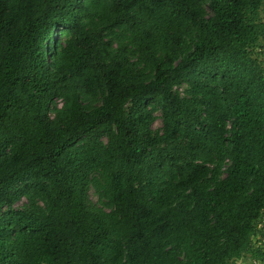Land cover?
<instances>
[{"label": "trees", "instance_id": "1", "mask_svg": "<svg viewBox=\"0 0 264 264\" xmlns=\"http://www.w3.org/2000/svg\"><path fill=\"white\" fill-rule=\"evenodd\" d=\"M263 220L264 0H0V264L264 262Z\"/></svg>", "mask_w": 264, "mask_h": 264}, {"label": "rangeland", "instance_id": "2", "mask_svg": "<svg viewBox=\"0 0 264 264\" xmlns=\"http://www.w3.org/2000/svg\"><path fill=\"white\" fill-rule=\"evenodd\" d=\"M183 88H184V85H182L180 87V92L181 93H182V89ZM156 116H157V119L155 120V122L153 124V128H155V129H157V128H159L161 126V118H160V112L159 111L156 112ZM89 195H90V197L93 200L97 199V197H96V195H95V193H94V191L92 189L89 191ZM19 204H21V203L19 202L18 205ZM237 264H252V259H251V257L249 255H247V256L241 258L240 260H237Z\"/></svg>", "mask_w": 264, "mask_h": 264}, {"label": "built area", "instance_id": "3", "mask_svg": "<svg viewBox=\"0 0 264 264\" xmlns=\"http://www.w3.org/2000/svg\"><path fill=\"white\" fill-rule=\"evenodd\" d=\"M257 227L261 230V238L264 239V220L259 222ZM252 264H264V262H261L260 260L258 259H255V260H252Z\"/></svg>", "mask_w": 264, "mask_h": 264}]
</instances>
